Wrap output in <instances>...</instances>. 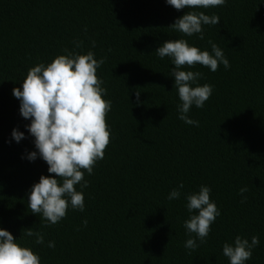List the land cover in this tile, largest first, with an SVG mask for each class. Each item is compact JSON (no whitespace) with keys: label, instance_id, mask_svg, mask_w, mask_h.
Instances as JSON below:
<instances>
[{"label":"trees","instance_id":"trees-1","mask_svg":"<svg viewBox=\"0 0 264 264\" xmlns=\"http://www.w3.org/2000/svg\"><path fill=\"white\" fill-rule=\"evenodd\" d=\"M188 11L218 15L220 23L204 25L203 40L168 27ZM175 39L210 54L211 41L230 63L215 72L199 64L182 69L202 73L193 87L213 89L203 108L187 114L199 126L178 119L174 65L155 53ZM89 51L104 59L96 74L111 102L110 143L92 174L85 172L87 187L75 186L84 211L69 205L49 226L27 197L42 175L55 174L39 154L27 158L38 150L12 90H22L31 67ZM14 129L24 133L19 142ZM181 183L180 197L169 200ZM201 186L211 189L220 215L206 241L189 250L185 242L195 234L183 225L196 213L186 196ZM0 228L40 264H230L223 245L254 235L260 243L245 264H264V0L180 11L166 0H0ZM29 228L44 244L24 236Z\"/></svg>","mask_w":264,"mask_h":264},{"label":"clouds","instance_id":"clouds-1","mask_svg":"<svg viewBox=\"0 0 264 264\" xmlns=\"http://www.w3.org/2000/svg\"><path fill=\"white\" fill-rule=\"evenodd\" d=\"M177 11L182 9L212 8L223 6L226 0H166ZM218 15H206L203 11H188L168 26L173 31L191 37L199 34L203 40L204 25H218ZM95 42H93L94 44ZM211 44L212 53L190 46L185 39L167 40L155 50L160 59L169 57L174 68V88L178 91L181 104L178 105V119L188 125L199 126V122L188 117L191 107L203 108L212 95L211 85H192L202 77V73L182 70L199 64L212 72L223 64L230 67L223 51ZM80 45L77 44V47ZM104 59L97 60L89 51L87 54L59 55L45 66L40 63L31 67L22 82L21 88H13L12 94L20 101V114L31 122L28 132L34 137L35 148L28 159L34 161L39 154L48 165V173L55 177L41 176L27 197V207L32 214H39L49 226L59 223L67 215L69 205L73 210L84 211V195L76 190V185L87 187L84 174H92L98 160L104 158L110 143V132L106 117L111 109V102L103 98L106 89L101 87L103 81L97 76V69ZM140 92H136L139 103ZM12 137L17 141L24 138V133L16 129ZM181 183L168 196L169 200L181 195ZM248 189L241 188L240 194ZM211 189L201 186L197 193L186 196V208L190 215L184 221L186 233L194 238L185 242V248L195 250L204 243L211 231V225L220 215L214 202L210 199ZM246 200V197L244 198ZM243 202V201H242ZM84 225H87L85 220ZM26 237H35L34 243L44 244V236L32 228L24 232ZM23 239V237H21ZM7 230L0 228V264H40V257L29 247L21 246ZM260 243L258 236L246 238L237 236L233 244L223 245V255L230 264H245L253 255V249ZM49 248L55 247L50 241Z\"/></svg>","mask_w":264,"mask_h":264}]
</instances>
